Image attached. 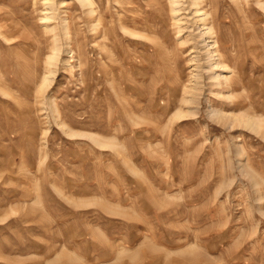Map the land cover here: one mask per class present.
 <instances>
[{
	"label": "rangeland",
	"instance_id": "374dc122",
	"mask_svg": "<svg viewBox=\"0 0 264 264\" xmlns=\"http://www.w3.org/2000/svg\"><path fill=\"white\" fill-rule=\"evenodd\" d=\"M0 264H264V0H0Z\"/></svg>",
	"mask_w": 264,
	"mask_h": 264
},
{
	"label": "bare ground",
	"instance_id": "6f19581e",
	"mask_svg": "<svg viewBox=\"0 0 264 264\" xmlns=\"http://www.w3.org/2000/svg\"><path fill=\"white\" fill-rule=\"evenodd\" d=\"M209 31H210V30H209ZM54 55H55V54H54ZM54 55H49V56H48V61H52V60L55 58ZM246 116H248V115H246ZM234 117H235V120H236V119H240L241 116H240V117L234 116ZM249 117H250V116H249ZM241 121H242L243 123L247 124L248 126H250V125H251V126L256 125L255 122H254L252 119H250V118L243 119V118L241 117L240 122H241ZM242 122H241V123H242ZM245 124H244V125H245ZM257 126H258V125H257Z\"/></svg>",
	"mask_w": 264,
	"mask_h": 264
}]
</instances>
